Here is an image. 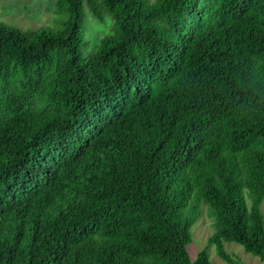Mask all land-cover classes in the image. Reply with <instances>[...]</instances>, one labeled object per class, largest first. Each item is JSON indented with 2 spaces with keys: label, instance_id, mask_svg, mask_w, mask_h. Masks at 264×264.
Masks as SVG:
<instances>
[{
  "label": "trees",
  "instance_id": "trees-1",
  "mask_svg": "<svg viewBox=\"0 0 264 264\" xmlns=\"http://www.w3.org/2000/svg\"><path fill=\"white\" fill-rule=\"evenodd\" d=\"M84 5L112 34L85 54ZM0 22V264H264V0H55ZM247 198L251 204L248 206Z\"/></svg>",
  "mask_w": 264,
  "mask_h": 264
},
{
  "label": "rangeland",
  "instance_id": "rangeland-1",
  "mask_svg": "<svg viewBox=\"0 0 264 264\" xmlns=\"http://www.w3.org/2000/svg\"><path fill=\"white\" fill-rule=\"evenodd\" d=\"M152 3L154 0H147ZM67 17L66 13L58 12L55 0H0V22L23 32H34L41 28L61 30L62 22ZM114 22L106 16L104 21L95 20L84 5V33L87 40L86 55L95 51L100 40L112 34ZM248 206L251 202L247 198ZM264 217V206H261ZM214 232V221L208 214L205 205L200 206V216L191 228L192 242L187 246V252L192 261H195L201 251H206L210 264H226L215 253L209 238ZM225 250L235 259L244 264H262L261 261L244 251L242 246L235 243H226Z\"/></svg>",
  "mask_w": 264,
  "mask_h": 264
}]
</instances>
